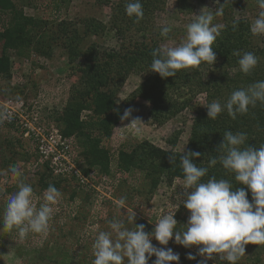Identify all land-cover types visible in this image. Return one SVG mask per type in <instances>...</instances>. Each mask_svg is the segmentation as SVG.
Segmentation results:
<instances>
[{
    "label": "rangeland",
    "instance_id": "374dc122",
    "mask_svg": "<svg viewBox=\"0 0 264 264\" xmlns=\"http://www.w3.org/2000/svg\"><path fill=\"white\" fill-rule=\"evenodd\" d=\"M10 1L22 9L28 18H45L54 26L62 19L77 21L84 17H95L110 27L113 7L118 0H111L107 5L97 0ZM220 2L223 4L226 0ZM229 3L233 4V8L227 12L230 16L246 18L252 22L259 12L256 0H230ZM216 7L214 0H187L186 7H180L177 0H167L164 10L155 14L154 21L159 32L166 25L172 26L173 31L167 38L161 37L159 33L160 45L180 43L185 37L186 25L196 18V14H200L203 8L204 11H214ZM4 18L5 15H0V30ZM222 18L217 17L214 23L223 24ZM257 38L264 43V35H257ZM92 40L106 48L118 45L114 30H108ZM1 44L0 40V47ZM24 50L23 53L16 49L9 50L11 77L0 75V219L7 200L18 190L20 182L32 185L33 203L39 207L45 190L40 188L38 181L41 174L47 175L49 172L45 168L46 162L51 163L53 175L62 178L59 188L61 196L52 205L53 213L47 233H29L21 240L15 230L0 231V264H92L95 258V236L99 231L108 230L109 220L124 216L123 211L126 210L117 207L122 197L126 198L127 207L135 209L136 222L144 224L147 232L154 229L158 217L176 210L177 227L184 228L189 211L182 205L180 193L183 189L180 185L183 180L175 179L172 183L163 180L152 191L145 181L144 173L140 170L121 173L116 168L115 158L119 148H130L146 140L167 150L183 151L190 135L194 112L187 109L164 124H155L149 118L148 101L136 98L130 105L134 109L132 117L120 121L111 138L105 142L113 158L111 172L103 175L94 169L85 183L81 181V185H78L77 180L72 179L71 172L76 167L81 173L79 163L83 160L74 137L66 138L62 135L66 139L64 144L59 141L61 129L55 120L58 112L63 111L67 104L73 88L78 85L80 74L71 67L66 49L61 46L54 47L50 57L42 53L46 51L45 48L37 52L35 44ZM143 79L144 76L139 74L129 75L117 94V102L121 104L131 98ZM198 102L205 103L204 94L198 97ZM87 113L83 111L82 117ZM135 117L141 121L128 125ZM45 155L49 159L39 161ZM53 159L57 165L52 162ZM17 164L22 173L20 177L14 176L9 170L10 165ZM73 194H76L74 198ZM126 226L134 227L127 223ZM152 243L160 247H171L179 253V264H197L201 259L199 256L195 260L188 259V253L195 254L196 247L186 249L175 244L174 239L168 246L159 245L155 239ZM153 260L155 256L149 260V264ZM208 264L228 262L210 260ZM238 264H264V245H246L245 256Z\"/></svg>",
    "mask_w": 264,
    "mask_h": 264
},
{
    "label": "trees",
    "instance_id": "16d2710c",
    "mask_svg": "<svg viewBox=\"0 0 264 264\" xmlns=\"http://www.w3.org/2000/svg\"><path fill=\"white\" fill-rule=\"evenodd\" d=\"M97 1L102 5L111 2ZM166 1L140 0L144 15L136 22L135 17L126 15L125 4L128 0H118L113 7V18L108 27L95 17H84L77 21L62 19L54 26L45 18H28L10 0H0V15H5L0 30V75L11 77L9 50L16 49L23 53L32 44L36 45L37 52L45 48L46 51L42 53L47 57H50L54 47L65 48L71 67L80 74L78 85L73 88L67 104L63 111L58 112L55 121L64 137L75 138L83 160L79 163V169L86 178L94 169L103 175L111 172L113 158L105 142L120 123V115L136 98L148 101L149 118L155 124H164L187 109L194 112L185 151L201 153L199 158L194 159L198 166L207 167L210 159L219 155L216 148L227 130L247 133L246 145L259 147L264 144V106L259 102L255 107L250 106L247 114H238L235 120L226 111L217 119L209 120L207 108L198 102V97L204 94V104L213 100L223 104L232 91L264 80V43L251 34L250 20L240 18L234 30L232 21L236 17L227 13L233 8V4L229 3L224 8L222 18L225 28L213 44L217 56L215 64L202 63L197 68L180 70L176 77L161 78L158 73L150 71V65L152 51L161 46L158 40L160 32L156 30L154 17L158 11L164 10ZM177 1L180 7L187 6V0ZM108 30H114L118 39V45L114 48L103 47L92 40ZM236 51L241 55L252 52L258 58V64L251 74L245 75L240 71L239 57L233 54ZM131 74L142 75L144 79L131 94V98L119 104L117 94ZM83 111L88 112L84 117ZM61 124H64L63 127ZM172 152L182 151L167 150L147 140L141 141L130 148H119L115 165L121 173L140 170L153 191L163 180L169 183L175 179L183 180L179 156L173 165L169 160ZM50 164L45 163L49 172L47 175L41 174L39 186L46 190L49 185H54L59 190L62 178L53 175L54 169ZM213 175L217 179L230 180L233 187L246 188L237 184L234 176L226 173L219 163L209 168L203 180ZM72 179L81 185V178L73 175ZM249 199L251 201L250 191Z\"/></svg>",
    "mask_w": 264,
    "mask_h": 264
},
{
    "label": "clouds",
    "instance_id": "9594fccd",
    "mask_svg": "<svg viewBox=\"0 0 264 264\" xmlns=\"http://www.w3.org/2000/svg\"><path fill=\"white\" fill-rule=\"evenodd\" d=\"M217 5L214 11H200L196 18L186 25L184 39L175 45L164 44L155 48L152 55L150 71L158 73L161 78L176 77L180 70L199 67L202 63L215 64L217 60L213 44L220 37L224 24L214 23L217 17L224 15V5L220 0H214ZM259 12L250 23L252 35H264V0H256ZM128 17H135L136 22L143 18V6L140 0H128L125 4ZM240 18L232 21L233 29L238 26ZM172 26L160 28L161 37H169ZM239 69L245 75L251 74L258 64V58L252 52L239 51ZM121 99V98H120ZM264 106V80L256 81L246 88L232 91L222 104L219 100L202 104L207 108L209 120H215L226 111L232 118L245 115L249 107L257 103ZM118 111V110H117ZM134 109L127 108L120 115L121 121L132 117ZM139 117L132 118L134 125L140 122ZM139 129H137L138 131ZM222 142L217 146L218 156L210 159L207 167L198 166L194 162L201 153L185 148L182 152H172L169 160L172 165L179 156L183 172L182 205L189 211L184 228H178L175 218L176 211L168 212L158 217L151 232L145 230L144 224L136 222L135 209L126 205V198L117 202V207L126 210L123 217L108 221L109 228L99 231L95 236L92 264H179L180 255L171 247H160L152 243L153 239L161 246H168L170 241L182 245L186 249L196 247V253H188L187 258L201 259L197 264H208L210 260L227 261L228 264H238L245 256L246 245L249 243L264 245V144L259 147L246 145L247 133L231 130L225 131ZM219 163L226 173L234 176L237 184L245 187H233L230 180L217 179L214 175L206 181L203 178L209 168ZM10 172L20 177L19 165H10ZM18 190L7 200L2 219L3 228L0 231L15 230L21 240L29 233H47L53 207L61 193L54 185H49L43 193V202L39 207L33 203V187L20 182ZM251 193V201L249 199ZM134 225V227H127Z\"/></svg>",
    "mask_w": 264,
    "mask_h": 264
},
{
    "label": "built area",
    "instance_id": "2783aa9c",
    "mask_svg": "<svg viewBox=\"0 0 264 264\" xmlns=\"http://www.w3.org/2000/svg\"><path fill=\"white\" fill-rule=\"evenodd\" d=\"M56 132H58L57 130H56ZM59 135H60V138H61V140L63 141H61V140H59L62 144H64V140H66L63 136H62V134L59 132ZM49 156H47V155H45V156H42L41 158H40V160L39 161H43V159H46V160H48L49 158H48ZM52 162L55 164V165H57V161L55 160V159H53L52 160ZM73 166L75 167L76 165H75V161L73 162ZM55 171H57V170H55ZM60 171H62L61 169H60ZM58 172V171H57ZM74 172V173H73ZM73 175H75V176H77L78 178H81V180H82V182H84L85 181V179H86V177H84L81 173H79L78 172V170H77V168L75 167V170H73L72 172H71V176H73Z\"/></svg>",
    "mask_w": 264,
    "mask_h": 264
}]
</instances>
